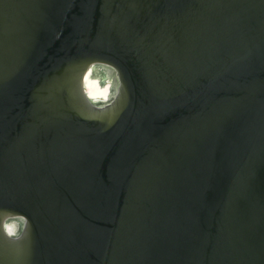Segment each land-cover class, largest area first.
<instances>
[{"label":"water","instance_id":"95a60500","mask_svg":"<svg viewBox=\"0 0 264 264\" xmlns=\"http://www.w3.org/2000/svg\"><path fill=\"white\" fill-rule=\"evenodd\" d=\"M0 264H264V0H0Z\"/></svg>","mask_w":264,"mask_h":264},{"label":"bare ground","instance_id":"6f19581e","mask_svg":"<svg viewBox=\"0 0 264 264\" xmlns=\"http://www.w3.org/2000/svg\"><path fill=\"white\" fill-rule=\"evenodd\" d=\"M103 68L106 71L104 75L101 70L96 68ZM104 76V80L102 77ZM111 77V84H107L109 78ZM83 89L86 98L95 106H104L108 104L114 97L115 91L117 89V81L115 73L111 68L103 67L100 65H95L89 68L83 79ZM105 91L107 94H105ZM18 220H11L7 222L8 230L7 233L11 236H15L18 231L17 225Z\"/></svg>","mask_w":264,"mask_h":264},{"label":"rangeland","instance_id":"374dc122","mask_svg":"<svg viewBox=\"0 0 264 264\" xmlns=\"http://www.w3.org/2000/svg\"><path fill=\"white\" fill-rule=\"evenodd\" d=\"M96 69H98V70L100 69L101 72H102L104 75L107 74L106 71L103 70V68H99V67H98V68H96ZM102 80H104V76L102 77ZM109 83L111 84V77L109 78V81L107 82V84H109ZM105 94H107L106 91H105ZM20 226H21V225H20V222H19L18 225L16 226L18 230L20 229ZM5 227H6V230H8V225H7V224L5 225Z\"/></svg>","mask_w":264,"mask_h":264}]
</instances>
